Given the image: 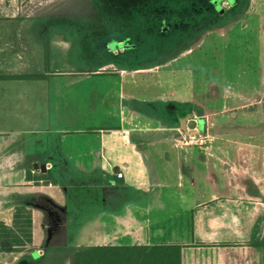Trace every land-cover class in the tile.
<instances>
[{"label":"crops","instance_id":"obj_1","mask_svg":"<svg viewBox=\"0 0 264 264\" xmlns=\"http://www.w3.org/2000/svg\"><path fill=\"white\" fill-rule=\"evenodd\" d=\"M75 1L0 0V222L12 224L18 205L33 215L32 244L11 248L16 264H70L72 246L156 244L181 245V264H264V138L221 136L220 113L201 103L192 114L191 99L175 117L144 110L146 99L124 81L177 58L140 59L136 42L112 51L121 37L89 45ZM248 4L233 17L264 16ZM102 98L111 112L120 106L118 123L88 118ZM185 117L209 134L206 148L176 145ZM113 133L121 138H107ZM106 255L105 264H160L157 250Z\"/></svg>","mask_w":264,"mask_h":264},{"label":"rangeland","instance_id":"obj_2","mask_svg":"<svg viewBox=\"0 0 264 264\" xmlns=\"http://www.w3.org/2000/svg\"><path fill=\"white\" fill-rule=\"evenodd\" d=\"M177 2L178 7L170 0H77L75 1L77 11L73 19L87 35L90 31L91 44H88L98 48L111 38L115 40L127 36L130 31L139 32L144 35V39L139 41L143 47L138 49L137 57L143 58L151 56L155 49L151 47L156 43L157 51L163 47V42L158 39L160 35L161 38L165 37V33L162 32L166 27L159 25L157 15L159 11L167 12L172 8L171 10L175 9L176 13H184L189 9L195 12L198 11L200 4L203 9L210 11L216 7L210 0ZM247 3L248 7L251 3L252 8L259 10L260 13L264 10V0L252 2L241 0L237 7L230 6L224 1L227 13L221 17L204 15L201 19L193 13L194 21L190 25V30L184 26L176 34L175 48L161 53L159 62L164 63L173 57L177 59L161 64L155 71L138 74L135 79L127 78L124 81L127 92L137 93L146 99L144 110L156 112L162 110L167 113L165 115L167 117H175L179 111L186 107L190 108L185 104L186 101L190 102V99L193 105L189 112L192 114L200 113L197 106L201 103L208 104L210 112L220 113L228 124L226 130L221 132V136L239 139L250 136L264 138V113L254 112L256 109L262 111L264 107L258 103L264 97V16L246 13L242 17L234 18L232 15L233 9L247 8ZM66 20L65 24L68 25L69 18L65 17ZM101 28L105 29V34L99 33ZM95 29L97 32L93 31ZM167 41L170 44L174 43L175 39ZM109 46L113 51L114 47L122 48L123 44L112 41ZM89 49L92 50L91 46ZM113 82L123 83L115 79ZM94 83L103 89L107 82L105 79H96ZM115 101L118 103V99ZM84 103L87 104L88 99L81 103V111ZM95 106L94 114L92 111L90 115L87 114L94 125L106 126L111 122H119L120 118L116 111L119 112L120 106H116V103L115 108H112L113 112L109 110L110 102L103 98L97 100ZM86 112L81 113V123ZM149 124L153 125V122L145 115L143 118L139 116L140 127L147 130ZM203 129L199 128L200 131ZM108 137L119 139L121 134H108ZM95 138L101 139L100 135L89 137L91 140ZM172 140L168 139L170 144ZM2 248L0 264H16L14 255L10 254L11 245L5 242Z\"/></svg>","mask_w":264,"mask_h":264},{"label":"trees","instance_id":"obj_3","mask_svg":"<svg viewBox=\"0 0 264 264\" xmlns=\"http://www.w3.org/2000/svg\"><path fill=\"white\" fill-rule=\"evenodd\" d=\"M156 1V0H152ZM174 6H179L177 1L170 0ZM29 178V175H28ZM45 183H49L51 178L42 177ZM9 243L13 251H22L33 242V215L32 210L24 205L15 207L12 224L0 222V242ZM181 248L179 244H156L146 246H72L70 251V264H105L112 259L106 252L118 249H146L157 250L159 252L160 264H168V255L171 256L170 264H181Z\"/></svg>","mask_w":264,"mask_h":264},{"label":"flooded vegetation","instance_id":"obj_4","mask_svg":"<svg viewBox=\"0 0 264 264\" xmlns=\"http://www.w3.org/2000/svg\"><path fill=\"white\" fill-rule=\"evenodd\" d=\"M188 1H193V0H188ZM210 1L214 2L216 5L215 9H213L211 11L207 10V9H203L201 4H200L198 11H195V12L192 9H189V11H184V13H178V12L176 13L175 9L171 10L172 8L169 9V11H167V12L163 11L165 14H163V12L161 13L159 11V14H157V15H159L158 16L159 25L161 27L162 26L166 27L165 31L162 32V33H165V37H162L164 39L161 38L160 34H159L160 38L158 39V40H161L163 42L162 43L163 47L162 48L160 47V50L157 51L156 49L158 48V43H156L154 52L151 54V56L143 57V50H141V52H142L141 56L143 58H146L145 60H151V59H154V57H156V58H157V56L159 57L160 54L163 53L164 51L166 53V52L171 51V49H174L176 46V40H177L176 34L178 32H180V30L183 29L184 26H187L186 28H189V30H190V25L194 21L193 17H192L193 13H195L201 19L203 18L204 15H211V16L216 15V16L221 17L222 15L223 16L225 15L224 13H227L226 9H225L224 1H227L230 6L237 7L236 2H234L232 0H210ZM232 2L234 3L233 5H232ZM234 10L235 9H233L232 12ZM121 38H123V40H121L119 42V44H123L124 47H129L132 45V42H136L138 44H141L139 41L141 39L142 40L144 39V35L139 34V32H137V31H130V32H128L127 36H122ZM171 39H175V42L168 44L169 42L167 40H171ZM160 44L161 43L159 42V45ZM139 48L141 49L142 47H139ZM155 52H157V53H155ZM143 58L140 57V59H143Z\"/></svg>","mask_w":264,"mask_h":264},{"label":"built area","instance_id":"obj_5","mask_svg":"<svg viewBox=\"0 0 264 264\" xmlns=\"http://www.w3.org/2000/svg\"><path fill=\"white\" fill-rule=\"evenodd\" d=\"M210 136L209 134L200 131L199 129L197 131H193L192 129H188V131L181 130V136L178 139V142L176 145L184 144V145H190V146H197L200 148H206L209 142ZM118 177H123V172H117Z\"/></svg>","mask_w":264,"mask_h":264},{"label":"water","instance_id":"obj_6","mask_svg":"<svg viewBox=\"0 0 264 264\" xmlns=\"http://www.w3.org/2000/svg\"><path fill=\"white\" fill-rule=\"evenodd\" d=\"M181 128L184 131H188V129H192L193 131H197L199 129V122L195 118L185 117L181 120Z\"/></svg>","mask_w":264,"mask_h":264},{"label":"bare ground","instance_id":"obj_7","mask_svg":"<svg viewBox=\"0 0 264 264\" xmlns=\"http://www.w3.org/2000/svg\"><path fill=\"white\" fill-rule=\"evenodd\" d=\"M134 21H135V19H134Z\"/></svg>","mask_w":264,"mask_h":264}]
</instances>
